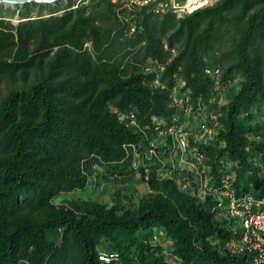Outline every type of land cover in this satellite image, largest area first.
I'll return each mask as SVG.
<instances>
[{
    "label": "trees",
    "instance_id": "1",
    "mask_svg": "<svg viewBox=\"0 0 264 264\" xmlns=\"http://www.w3.org/2000/svg\"><path fill=\"white\" fill-rule=\"evenodd\" d=\"M215 9L206 6L186 15L183 26L189 22L191 36L184 51L160 71L162 80L169 78L165 89L144 81L155 74L151 70L124 76L116 63L94 66L81 51L82 37L86 27L97 35L99 31L91 21L93 13L82 8L61 17L30 19L16 32L7 29L10 24L0 27V73L34 63L37 55L30 52L31 44L36 53L44 51L42 55L60 46L48 77L29 88H15L0 100V145L5 152L0 158V264H99L100 250L119 252L122 264H253L248 253L230 250L228 243L236 235L233 219L217 212L216 198L209 194L203 199L178 186L175 178L159 175L162 163L157 157L151 160L150 177L142 173L153 195L134 208L117 213L116 206L96 203L77 213L52 201L61 190L84 186L82 157L93 154L118 167L127 154L124 143L146 148L145 133L112 117L109 103L124 111L137 110L142 123H152L154 117L168 119L173 111L169 88L182 61L194 101L211 89L213 78L198 55L206 35L193 40L192 36L198 25L194 17ZM27 11L24 8L23 14ZM143 36L148 38L147 54L160 56L151 34L145 31ZM235 53L237 61L222 79H234L233 69L239 68L243 81L229 94L217 139L204 148L216 180L228 173L230 160L237 192L261 196L264 5L247 15ZM60 74L68 76L59 78ZM148 133L149 138L155 136ZM183 171V177L190 173ZM156 229L169 242L167 247L152 241ZM169 254L176 263L169 261Z\"/></svg>",
    "mask_w": 264,
    "mask_h": 264
},
{
    "label": "rangeland",
    "instance_id": "2",
    "mask_svg": "<svg viewBox=\"0 0 264 264\" xmlns=\"http://www.w3.org/2000/svg\"><path fill=\"white\" fill-rule=\"evenodd\" d=\"M102 2V0H59L52 3L36 1L23 4L0 3V27H4L3 24H10L7 29H13L16 32L30 19L61 17L77 8H82L85 13H93L91 21L99 31V35L86 27L82 37L84 42L81 51L89 57L94 66L116 63L118 70L124 76L143 70L153 71V68L164 69L188 46L191 35H189V22L186 21L183 26L186 16L156 14L147 7L128 3V0H110L105 4ZM263 5L264 0H235L232 5H230V0H212L208 7L216 8V11L203 12L193 19V24L198 23V25H196L197 29L194 31L192 40L197 35H206L199 44L200 61L207 67L215 66L220 69L219 76L211 75L213 78L211 89L204 96L202 95L207 108L214 110L218 115V125L204 145L210 142L212 144L217 139L221 127L224 126V109L227 106L229 94L241 86L243 77L239 68L233 69L236 75L234 79L226 81L222 79V75L237 61L235 46L247 15ZM24 8L28 11L23 14ZM133 27L135 30H132ZM145 31L146 34H151L159 45L160 56L147 54L148 38L143 36ZM255 46L262 47L259 42H256ZM59 48L60 46L50 47L47 49V54L42 55L44 51L36 53L34 45L31 44L30 52L37 55L34 63L15 71L0 73V100L15 88H29L36 81L48 77L52 71L51 64ZM41 56L44 57L41 59ZM8 59L12 60L13 57ZM182 63L183 61L178 65L174 73V84L169 89L176 87L177 91L186 89L192 93L193 87L188 84ZM62 75L58 77L68 76ZM154 77L155 74L148 75L144 81L154 87ZM159 77L167 84L168 75L162 80L161 73H159ZM108 107L113 114L112 117L122 121L119 114L124 110L113 103H109ZM260 117L264 121V110ZM187 120L196 126V119L187 117ZM124 147L127 154L118 161V167L114 165L115 162H105L100 156L95 158L93 154L82 157L79 169L80 173L86 177L84 186L72 190H61L52 198V201L66 205L77 213L84 212L88 206L96 203L106 208L116 206L117 213H121L129 207L138 206L143 199L153 195L149 183L143 179L142 174L143 171L145 172V167L143 169L142 165H151L152 161L143 160L141 156L137 157L138 152L142 150L135 153L130 143H124ZM206 154L210 155L208 152ZM214 155L217 157V154ZM3 156L5 152L0 145V158ZM226 175L232 180L236 179V170H233L230 160H228ZM183 179L175 177L178 186ZM183 189H189L192 194L200 196L195 186ZM154 232L155 236L152 241L160 242L167 247L169 242L162 238L160 230L156 229ZM167 258L173 263L177 262L170 254Z\"/></svg>",
    "mask_w": 264,
    "mask_h": 264
},
{
    "label": "built area",
    "instance_id": "3",
    "mask_svg": "<svg viewBox=\"0 0 264 264\" xmlns=\"http://www.w3.org/2000/svg\"><path fill=\"white\" fill-rule=\"evenodd\" d=\"M211 2L212 0H128V3L147 7L156 14L172 13L179 17L192 14ZM152 70L155 71L153 85L167 88V84L159 77L163 69ZM219 70V67H205V72L215 77L219 76ZM169 96V105L174 110L168 119L154 117L152 123H142L137 110L120 112L119 117L123 122L139 128L148 137L146 148L130 143L135 153L142 150L137 157L141 156L143 160L157 157L162 163L157 168L159 175L184 178L180 185L183 188L195 185L203 199L209 194L213 195L217 201L214 205L217 212L233 219L232 226L236 235L228 243L230 250L248 253L253 264H264V194L255 196L250 192L238 193L226 174L220 180L215 179L207 162L204 143L213 135V129L218 125L217 113L207 108L203 98L199 97L194 101L189 90L177 91L175 87L170 89ZM187 117L196 119V126ZM149 130L153 131V138H149ZM165 157H168L169 163ZM144 167L145 178L148 179L151 166L146 164ZM183 170H188L191 174L183 177ZM98 260L99 264H122V257L117 251L100 250Z\"/></svg>",
    "mask_w": 264,
    "mask_h": 264
},
{
    "label": "water",
    "instance_id": "4",
    "mask_svg": "<svg viewBox=\"0 0 264 264\" xmlns=\"http://www.w3.org/2000/svg\"><path fill=\"white\" fill-rule=\"evenodd\" d=\"M42 2V3H52V2H57L59 0H0V3H6V4H23L26 2Z\"/></svg>",
    "mask_w": 264,
    "mask_h": 264
}]
</instances>
